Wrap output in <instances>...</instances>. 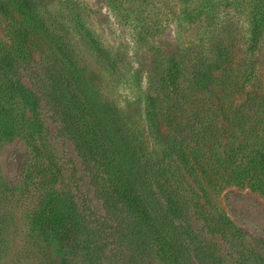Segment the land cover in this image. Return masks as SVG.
<instances>
[{
	"label": "trees",
	"instance_id": "trees-1",
	"mask_svg": "<svg viewBox=\"0 0 264 264\" xmlns=\"http://www.w3.org/2000/svg\"><path fill=\"white\" fill-rule=\"evenodd\" d=\"M4 10L0 0V16ZM19 48L16 54L3 55L0 62V143L15 137L31 145L36 142V135L44 130L39 109L45 105L93 176L105 210L94 218L79 203L53 193L30 214L31 231L44 241L59 238L67 247L64 264H231L228 251L211 237L221 235L225 242L233 224L213 204L209 192L200 194L196 184L201 175L212 171L209 156L224 146L228 160L216 161L220 169L229 163L228 182H248L264 192V137L260 135L264 98L235 104V88L241 87L232 80L231 67L202 68L188 85L180 81L179 67L170 68L159 77L162 85L146 99L149 144L147 134L135 127L122 107L104 97L94 71L77 66L71 56L61 62L57 54L44 65L35 59L38 51L32 43ZM219 70L221 76L216 75ZM24 74L39 82L36 89L23 81ZM210 87L227 99L223 104L228 111L203 108V91ZM15 108L22 111L17 114ZM224 121L230 132L226 145ZM232 138L244 140L233 143ZM253 138L262 142L247 145L246 140ZM54 226L61 237L53 236ZM236 241L232 234L230 245L238 251ZM259 253L264 264L262 249ZM239 260L254 264L243 255Z\"/></svg>",
	"mask_w": 264,
	"mask_h": 264
},
{
	"label": "rangeland",
	"instance_id": "rangeland-1",
	"mask_svg": "<svg viewBox=\"0 0 264 264\" xmlns=\"http://www.w3.org/2000/svg\"><path fill=\"white\" fill-rule=\"evenodd\" d=\"M4 4L0 62L3 55L16 54L29 43L38 51L35 59L44 65L52 63L54 54L61 62L71 56L74 64L98 75L104 97L122 107L135 127L147 134L149 144L146 99L162 85L159 77L170 68L179 67V79L188 85L202 68L231 67V78L241 87L235 88V104L264 98V0H4ZM23 81L37 88V80L27 74ZM210 89L203 91V108L228 111L223 94ZM21 111L15 108L17 114ZM39 112L44 130L36 135V142L31 145L15 137L0 143V264H64V243L59 238L44 241L30 229V214L50 194L79 203L94 218L105 213L93 176L72 141L62 135L59 121L45 105ZM221 112L215 114L220 119ZM226 122L221 125L225 145L230 135ZM260 135L264 137V132ZM258 142L262 141L246 140L247 145ZM227 149L223 146L209 156L212 171L196 184L200 194L209 192L213 204L234 225H229L225 242L221 235L211 239L222 243L231 264H242V255L261 264L264 192L248 182H228L229 163L220 169L216 161L228 160ZM197 222L201 228L202 222ZM54 230L53 236L61 237L58 226ZM232 234L242 254L230 245Z\"/></svg>",
	"mask_w": 264,
	"mask_h": 264
}]
</instances>
